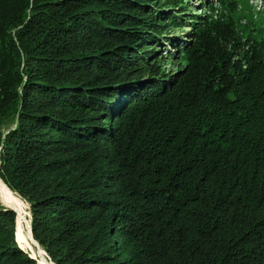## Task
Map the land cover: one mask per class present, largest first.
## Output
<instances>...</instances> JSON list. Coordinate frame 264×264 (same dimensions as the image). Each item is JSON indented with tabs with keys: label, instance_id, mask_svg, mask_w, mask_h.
<instances>
[{
	"label": "trees",
	"instance_id": "obj_1",
	"mask_svg": "<svg viewBox=\"0 0 264 264\" xmlns=\"http://www.w3.org/2000/svg\"><path fill=\"white\" fill-rule=\"evenodd\" d=\"M204 3L0 0V180L51 264H264L263 25Z\"/></svg>",
	"mask_w": 264,
	"mask_h": 264
},
{
	"label": "rangeland",
	"instance_id": "obj_2",
	"mask_svg": "<svg viewBox=\"0 0 264 264\" xmlns=\"http://www.w3.org/2000/svg\"><path fill=\"white\" fill-rule=\"evenodd\" d=\"M205 0H190L191 6V12L200 11V9H203L205 3ZM216 1V0H214ZM239 7L237 8L235 13H232L231 15L234 16V21L239 25V27H242L243 29V35L245 34V30H248L250 26H255L254 29H259L263 25V31H264V0H238ZM262 20V21H261ZM189 29L187 26L183 30H172L171 34H176L178 38H185V33ZM181 31H185V33H182ZM167 49H171L172 52H174L176 49L170 48L169 45L165 43L164 45ZM164 46H159V49H162V52L164 53L165 48ZM167 69L170 67L169 64H166ZM0 184L2 185V188L4 189V192L0 191V203H8L12 205L17 211V219H16V228H17V237L20 240V242L17 241L18 245L23 248L26 252H28L30 255H35V257L39 260L40 264H45V261H48L51 264V261L46 257L45 253L43 251H40V253L37 250L36 245L33 243V241L30 239V236L28 235V223L30 224V212H29V205L21 199L16 193L11 192L6 189L5 184L0 180ZM4 195V196H3ZM16 234V230H15ZM16 238V236H15ZM23 244V245H22ZM39 253V254H38ZM126 254V253H123ZM43 255V258L42 256Z\"/></svg>",
	"mask_w": 264,
	"mask_h": 264
},
{
	"label": "bare ground",
	"instance_id": "obj_3",
	"mask_svg": "<svg viewBox=\"0 0 264 264\" xmlns=\"http://www.w3.org/2000/svg\"><path fill=\"white\" fill-rule=\"evenodd\" d=\"M5 187H6V189L9 191V193L10 194H12L11 192V190L6 186V184H5ZM0 191L1 192H4V189L2 188V185L0 184ZM4 196V195H3ZM2 205H4V206H8V207H12V205H10V204H8V203H3ZM14 208V207H13ZM15 209V208H14ZM15 211H16V209H15ZM16 213H17V211H16ZM16 219H17V217H16ZM28 235L30 236V232H29V227H28ZM30 239L33 241V243L36 245V247H37V250H38V252L40 253V251H43L39 246H37V244L34 242V240L31 238V236H30ZM16 240L18 241V242H20V240L18 239V237H17V228H16ZM21 243V242H20ZM23 245V244H22ZM44 252V251H43ZM38 253V254H39ZM46 255V254H45ZM32 256H35V255H32ZM42 256V258H43V255H41ZM47 257V256H46ZM38 260V259H37ZM44 261H45V264H50L48 261H46L45 259H44ZM38 262H39V260H38ZM40 264V263H39Z\"/></svg>",
	"mask_w": 264,
	"mask_h": 264
},
{
	"label": "water",
	"instance_id": "obj_4",
	"mask_svg": "<svg viewBox=\"0 0 264 264\" xmlns=\"http://www.w3.org/2000/svg\"><path fill=\"white\" fill-rule=\"evenodd\" d=\"M7 206V205H6ZM8 207V206H7ZM10 209H12V210H14L15 211V209L13 208V207H9ZM16 212V211H15ZM16 217H17V213H16ZM30 218H31V215H30ZM28 227H29V232H30V236H31V238L33 239V237H32V234H31V228H30V224L28 223ZM15 236H16V234H15ZM16 239V238H15ZM34 240V239H33ZM17 241V240H16ZM34 242L37 244V246H39L40 247V245L34 240ZM41 248V247H40ZM42 249V248H41ZM44 251V250H43ZM45 253V252H44ZM46 254V253H45ZM30 256H32V255H30ZM47 256V255H46ZM34 259H36L37 260V258L35 257V256H32ZM37 263L39 264V262H38V260H37Z\"/></svg>",
	"mask_w": 264,
	"mask_h": 264
}]
</instances>
